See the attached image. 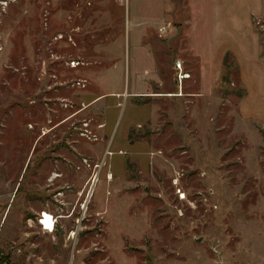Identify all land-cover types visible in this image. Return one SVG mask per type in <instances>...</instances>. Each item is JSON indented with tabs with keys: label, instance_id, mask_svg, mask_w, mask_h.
I'll return each instance as SVG.
<instances>
[{
	"label": "rangeland",
	"instance_id": "1",
	"mask_svg": "<svg viewBox=\"0 0 264 264\" xmlns=\"http://www.w3.org/2000/svg\"><path fill=\"white\" fill-rule=\"evenodd\" d=\"M204 4L241 35L223 49L255 60L257 19L264 54V0ZM187 6L0 0V264H264V68L248 106L234 62L219 93L161 96L193 85L177 60L209 63L219 38L181 46Z\"/></svg>",
	"mask_w": 264,
	"mask_h": 264
},
{
	"label": "crops",
	"instance_id": "2",
	"mask_svg": "<svg viewBox=\"0 0 264 264\" xmlns=\"http://www.w3.org/2000/svg\"><path fill=\"white\" fill-rule=\"evenodd\" d=\"M242 1H246V0H242ZM188 7V11H189V15L186 18V22L184 24V32H181L182 35H178L179 33H175V35H177V37H181L182 40V45L184 44H188V37H185L187 34L191 35V37L193 35L198 34L199 37L204 40L203 38H207L206 34V30L204 31V29L207 28H215L216 30V35L217 37L219 36V38L216 39V41L212 44V48H213V52L210 53L209 59L207 64H205L204 60L203 62L201 61V64H195L194 63V57L193 55H188L187 59L185 60V62L183 63L181 61V59H178V61H180L182 63V69H179V77L180 74L185 73V74H189L191 77L188 78H184V79H195L193 85L190 86H184L182 87V84L179 86V90H169L168 92H166L165 94L161 95L164 96L165 98H170L172 99L171 103L176 105H182L183 103L187 104L190 99L192 97H194L195 95H199L201 93V89H203V87L205 86V83H211V85H219V88L217 90V93H219L220 91V82L221 79L224 76V72L225 69L230 68L231 66L233 68V62L235 63V69L238 68V76H239V84L240 86L245 90V93L243 96H241L240 100H239V107H241L242 102L245 101V104L250 100L251 96L248 92V90L245 88V86H247L248 83V76L250 75L251 71L250 69H252V71L254 72L256 69H263L264 68V60H263V51H262V35L261 33H257L256 30V25L254 23L255 20L257 19H253V21L251 20V26L249 24V33L248 36L256 42V46L252 47V49L254 50L253 52V57L255 60H252L251 58L248 57V54L251 53V50H247L245 49L247 52H245L244 50H230V49H223L224 45H226V43H230V42H235V41H239V39L241 40V35L237 34L236 31L232 32L231 30H229L228 28L231 26L228 23H223L221 22V15L216 14L217 12H220V10L215 9L213 10L214 16L211 19L210 16H208L206 14V7L204 4V0H189V6ZM227 8V6H222V9ZM254 16V14L251 15V17ZM233 20V19H231ZM260 20V19H258ZM256 27V28H255ZM191 29H193L191 31ZM225 29V30H223ZM254 32H253V30ZM259 31V30H258ZM175 32V31H174ZM173 32V33H174ZM251 33H253L251 35ZM203 37V38H202ZM228 41V42H227ZM184 43V44H183ZM252 50V51H253ZM187 51V48H186ZM241 54L242 52V56L239 54ZM199 56V55H198ZM200 57V56H199ZM201 59L204 57H200ZM228 58L231 59V61H228ZM233 58V60H232ZM235 59V61H234ZM255 62L258 64L259 67H253L252 63ZM184 68H186L187 70H184V72L182 71ZM230 69H228V71H230ZM230 73V72H229ZM180 77L179 82L182 83V80ZM234 83V79L232 81V84ZM196 87H195V86ZM134 94L136 96L139 97H151V95H142L143 93L141 92H134ZM100 97H97L96 99H98ZM221 98V97H220ZM94 99V101L96 100ZM184 99V100H183ZM35 104V102L33 103ZM249 105V103H247V106ZM84 109H82L80 112H82ZM54 112L51 111V114L54 116L55 113L57 112V109H53ZM78 113H73L70 114L68 117L65 118V120L63 121L64 123H67L68 121L72 120L73 118H75V116ZM143 124H138L137 127L142 126ZM59 126V125H58ZM47 133H44L42 136L39 137V140L43 139L44 136H46ZM37 148V147H36ZM36 150L35 148L33 149V151ZM28 160V158H27ZM26 168L25 170L28 168L29 166V161H27L26 164ZM60 176H56L55 178H59ZM20 185V183H19ZM19 185L17 186V189H15L16 191L19 188ZM42 213V212H41ZM40 213V214H41ZM49 213L47 211H45V214ZM51 214V213H50ZM55 218H57V216L55 215ZM40 219V218H39ZM49 230V229H48ZM46 233L51 234V230L47 231L44 230Z\"/></svg>",
	"mask_w": 264,
	"mask_h": 264
},
{
	"label": "bare ground",
	"instance_id": "3",
	"mask_svg": "<svg viewBox=\"0 0 264 264\" xmlns=\"http://www.w3.org/2000/svg\"><path fill=\"white\" fill-rule=\"evenodd\" d=\"M190 75H188V76H186V78H188ZM56 175V174H55ZM57 176V175H56ZM98 176V175H97ZM96 176V177H97ZM94 179H96V178H94ZM95 183V182H94ZM86 207V206H85ZM43 217V223H44V225H46V227H45V229L47 228V229H49V230H51V231H54L55 230V228H56V221H55V217L52 215V214H50V213H46L44 216H42ZM46 229V230H47Z\"/></svg>",
	"mask_w": 264,
	"mask_h": 264
},
{
	"label": "built area",
	"instance_id": "4",
	"mask_svg": "<svg viewBox=\"0 0 264 264\" xmlns=\"http://www.w3.org/2000/svg\"><path fill=\"white\" fill-rule=\"evenodd\" d=\"M168 24H164V25H162L161 26V28H160V31L162 32V33H165L166 31H167V29H168ZM177 68L178 69H182V63L180 62V61H178L177 62ZM189 74H185V73H182V74H180V77H181V79H184V78H186V76H188ZM45 215V212H42V216H44ZM55 217V216H54ZM43 217H41L40 219H39V222H40V224L42 225V227H43V229L44 230H46L45 229V227H46V225H44V223H43ZM55 221H56V224H57V219L55 218Z\"/></svg>",
	"mask_w": 264,
	"mask_h": 264
},
{
	"label": "trees",
	"instance_id": "5",
	"mask_svg": "<svg viewBox=\"0 0 264 264\" xmlns=\"http://www.w3.org/2000/svg\"><path fill=\"white\" fill-rule=\"evenodd\" d=\"M19 191H20V187L18 188L17 192H19Z\"/></svg>",
	"mask_w": 264,
	"mask_h": 264
}]
</instances>
